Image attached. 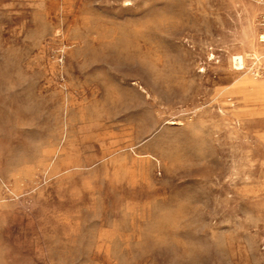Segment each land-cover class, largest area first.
<instances>
[{
    "label": "rangeland",
    "instance_id": "374dc122",
    "mask_svg": "<svg viewBox=\"0 0 264 264\" xmlns=\"http://www.w3.org/2000/svg\"><path fill=\"white\" fill-rule=\"evenodd\" d=\"M263 34L264 0H0V264H264Z\"/></svg>",
    "mask_w": 264,
    "mask_h": 264
},
{
    "label": "bare ground",
    "instance_id": "6f19581e",
    "mask_svg": "<svg viewBox=\"0 0 264 264\" xmlns=\"http://www.w3.org/2000/svg\"><path fill=\"white\" fill-rule=\"evenodd\" d=\"M262 39H264V34L261 36ZM233 63L237 68H242L244 65V59L240 55H235L232 57Z\"/></svg>",
    "mask_w": 264,
    "mask_h": 264
},
{
    "label": "snow or ice",
    "instance_id": "6c2138e0",
    "mask_svg": "<svg viewBox=\"0 0 264 264\" xmlns=\"http://www.w3.org/2000/svg\"><path fill=\"white\" fill-rule=\"evenodd\" d=\"M131 6V0H126V7H130Z\"/></svg>",
    "mask_w": 264,
    "mask_h": 264
}]
</instances>
